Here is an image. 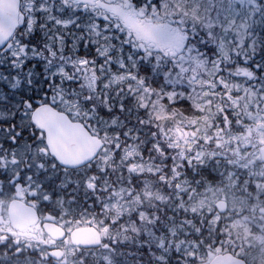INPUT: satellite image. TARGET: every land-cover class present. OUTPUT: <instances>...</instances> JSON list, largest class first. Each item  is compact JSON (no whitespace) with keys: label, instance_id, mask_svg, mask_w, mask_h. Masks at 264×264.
Wrapping results in <instances>:
<instances>
[{"label":"snow or ice","instance_id":"6c2138e0","mask_svg":"<svg viewBox=\"0 0 264 264\" xmlns=\"http://www.w3.org/2000/svg\"><path fill=\"white\" fill-rule=\"evenodd\" d=\"M0 264H264V0H0Z\"/></svg>","mask_w":264,"mask_h":264}]
</instances>
